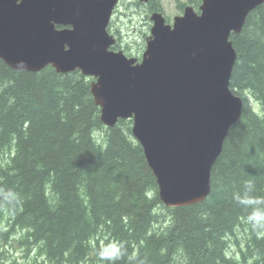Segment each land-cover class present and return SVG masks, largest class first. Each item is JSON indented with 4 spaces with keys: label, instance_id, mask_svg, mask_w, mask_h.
<instances>
[{
    "label": "trees",
    "instance_id": "1",
    "mask_svg": "<svg viewBox=\"0 0 264 264\" xmlns=\"http://www.w3.org/2000/svg\"><path fill=\"white\" fill-rule=\"evenodd\" d=\"M231 41L242 116L213 166L210 195L182 207L160 200L133 121H101L92 77L0 59V264H112L98 257L109 244L123 253L114 264H264L252 207L235 199L264 197V4ZM16 232L20 258L7 248Z\"/></svg>",
    "mask_w": 264,
    "mask_h": 264
},
{
    "label": "water",
    "instance_id": "2",
    "mask_svg": "<svg viewBox=\"0 0 264 264\" xmlns=\"http://www.w3.org/2000/svg\"><path fill=\"white\" fill-rule=\"evenodd\" d=\"M120 0H0V59L10 68L92 77L101 121H133L160 200L168 207L205 201L212 169L244 101L231 89V41L264 0H203L167 23L152 17L139 61L112 50ZM150 2L151 0H141Z\"/></svg>",
    "mask_w": 264,
    "mask_h": 264
},
{
    "label": "rangeland",
    "instance_id": "3",
    "mask_svg": "<svg viewBox=\"0 0 264 264\" xmlns=\"http://www.w3.org/2000/svg\"><path fill=\"white\" fill-rule=\"evenodd\" d=\"M154 2L160 5L161 12L167 22L172 24L174 17L181 16L186 7L193 6L198 10L202 0H154ZM149 5L148 3H141L139 0H120L109 27L110 33L118 40L116 50H122L131 57L140 58L142 56L146 49V39L150 36L152 27ZM238 230L241 231V228ZM18 236L17 232L9 236L7 248L9 253H15L16 257L20 258L22 253L19 250L21 249L15 251L12 243L13 239ZM237 240L242 245L245 242V236L238 235L237 238L235 237L234 244H237ZM237 249L234 250L233 246L230 248L231 251L236 252Z\"/></svg>",
    "mask_w": 264,
    "mask_h": 264
},
{
    "label": "clouds",
    "instance_id": "4",
    "mask_svg": "<svg viewBox=\"0 0 264 264\" xmlns=\"http://www.w3.org/2000/svg\"><path fill=\"white\" fill-rule=\"evenodd\" d=\"M246 187L250 189L251 183L248 182ZM235 199L246 207H252V211L248 215L247 221L252 225L253 230L257 232L258 236H264V207H261L264 206V197L246 196L245 198H241L239 195H236ZM105 247L108 250L102 248L98 253V257L102 261H110L114 264V262L120 259L123 255L115 244H109ZM113 249H115V251H112Z\"/></svg>",
    "mask_w": 264,
    "mask_h": 264
},
{
    "label": "flooded vegetation",
    "instance_id": "5",
    "mask_svg": "<svg viewBox=\"0 0 264 264\" xmlns=\"http://www.w3.org/2000/svg\"><path fill=\"white\" fill-rule=\"evenodd\" d=\"M141 3H144L143 1H141V0H139ZM154 2V0H151L150 2H145V3H153ZM118 8V7H117ZM117 10V9H116ZM116 10H115V12H116ZM149 13H151L150 11H149ZM155 12L153 11L152 12V15L154 14ZM152 15H151V17H152ZM113 17H114V15H113ZM151 17H150V20H151ZM113 19V18H112ZM110 27V26H109ZM114 36V35H113ZM116 38V37H115ZM147 39H148V37H147ZM147 39H146V41H147ZM117 40V39H116ZM118 46V40H117V42H116V44L113 46V49L115 50V51H118V50H116V47ZM120 51V50H119ZM122 51V50H121Z\"/></svg>",
    "mask_w": 264,
    "mask_h": 264
}]
</instances>
